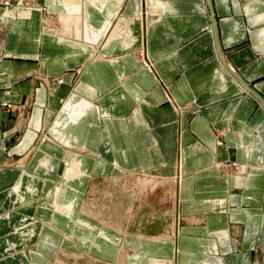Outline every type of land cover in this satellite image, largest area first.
<instances>
[{"label":"crops","instance_id":"1","mask_svg":"<svg viewBox=\"0 0 264 264\" xmlns=\"http://www.w3.org/2000/svg\"><path fill=\"white\" fill-rule=\"evenodd\" d=\"M27 1L0 7V264H264V0Z\"/></svg>","mask_w":264,"mask_h":264},{"label":"rangeland","instance_id":"2","mask_svg":"<svg viewBox=\"0 0 264 264\" xmlns=\"http://www.w3.org/2000/svg\"><path fill=\"white\" fill-rule=\"evenodd\" d=\"M17 1V0H16ZM22 2H24V3H28V1L27 0H21ZM41 141H42V138L40 139ZM27 155H23L22 157H20L18 160H16L15 162H16V165L19 163V162H25V157H26Z\"/></svg>","mask_w":264,"mask_h":264},{"label":"built area","instance_id":"3","mask_svg":"<svg viewBox=\"0 0 264 264\" xmlns=\"http://www.w3.org/2000/svg\"><path fill=\"white\" fill-rule=\"evenodd\" d=\"M10 4H11V2H9V0H0V5H4L1 7H10Z\"/></svg>","mask_w":264,"mask_h":264},{"label":"bare ground","instance_id":"4","mask_svg":"<svg viewBox=\"0 0 264 264\" xmlns=\"http://www.w3.org/2000/svg\"><path fill=\"white\" fill-rule=\"evenodd\" d=\"M9 2H11L10 6H12V5H13V3H14V2H16V0H12V1H11V0H9ZM25 4H28V3H25ZM1 6H4V5H0V7H1ZM6 8H7V7H6ZM148 67H149V66H148Z\"/></svg>","mask_w":264,"mask_h":264},{"label":"water","instance_id":"5","mask_svg":"<svg viewBox=\"0 0 264 264\" xmlns=\"http://www.w3.org/2000/svg\"><path fill=\"white\" fill-rule=\"evenodd\" d=\"M60 169H61V167H60Z\"/></svg>","mask_w":264,"mask_h":264}]
</instances>
